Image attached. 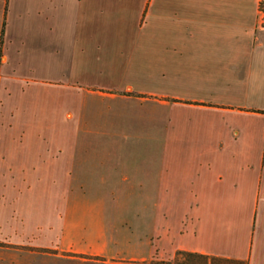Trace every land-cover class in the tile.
Returning <instances> with one entry per match:
<instances>
[{
    "label": "crops",
    "instance_id": "obj_1",
    "mask_svg": "<svg viewBox=\"0 0 264 264\" xmlns=\"http://www.w3.org/2000/svg\"><path fill=\"white\" fill-rule=\"evenodd\" d=\"M95 1L0 0V264H264V0H131L149 85L48 77L65 42L84 55L83 26L63 27ZM91 91L135 104L150 135L120 114L80 151Z\"/></svg>",
    "mask_w": 264,
    "mask_h": 264
},
{
    "label": "rangeland",
    "instance_id": "obj_2",
    "mask_svg": "<svg viewBox=\"0 0 264 264\" xmlns=\"http://www.w3.org/2000/svg\"><path fill=\"white\" fill-rule=\"evenodd\" d=\"M141 1L134 0L135 6L138 7ZM129 2L131 0H96L93 4V10H90L89 20L81 24H75V21L70 19L65 21L63 27L65 35H76L79 32V30L77 31L79 25L83 26L79 34L83 35L84 40L82 39L80 45L84 47L85 53L78 57L72 56V53L76 49L80 52L76 48L79 44L75 45L71 40L65 42L62 71L58 68L56 72L53 59L49 57L47 59V76L57 77L60 81H68L67 78L70 77L69 75H71V71L73 70L76 71V75L81 80H88L89 78L92 81L105 82L112 77L115 80L122 77L123 79L132 80V77H135L136 84L142 86L149 85L150 81L147 80L146 74L147 58L136 59L135 57H131L135 55L137 44L139 43L136 42L133 36L137 32V25L132 23L131 13L134 11L133 9L126 10L128 8L127 3ZM124 21L129 22L133 28H129L127 25L124 26ZM144 44L145 49H147L146 46L149 43ZM142 48L140 46V49ZM142 70H144L143 73H141ZM91 92L87 94L81 109V136L78 147L80 151L84 152L88 151V147L100 146L105 141V138L102 137L94 138L93 136H89V131L96 128L102 129L105 122L107 125H113L118 128L119 115L137 109L136 105L131 104L129 100H119L122 95H117L115 96L116 98H112L114 100H109L104 95L94 93V91ZM121 99L124 98L122 97ZM143 118V115L138 112H131L126 116L125 124L127 128L140 132L133 139L135 142L139 141L143 143L145 141L143 139L150 135L147 122ZM134 141L133 144L129 142V146H135ZM79 155L86 158L89 154ZM141 156L139 155V157ZM129 157H131L132 161L136 160L135 154ZM143 157H147V155ZM120 161H124V157ZM144 189H146V186ZM72 192L87 196L107 192L116 193L118 189L104 186L74 185Z\"/></svg>",
    "mask_w": 264,
    "mask_h": 264
},
{
    "label": "trees",
    "instance_id": "obj_3",
    "mask_svg": "<svg viewBox=\"0 0 264 264\" xmlns=\"http://www.w3.org/2000/svg\"><path fill=\"white\" fill-rule=\"evenodd\" d=\"M208 260H210L211 263L219 262L217 259H208L207 257L201 255L177 253L173 264H207Z\"/></svg>",
    "mask_w": 264,
    "mask_h": 264
},
{
    "label": "built area",
    "instance_id": "obj_4",
    "mask_svg": "<svg viewBox=\"0 0 264 264\" xmlns=\"http://www.w3.org/2000/svg\"><path fill=\"white\" fill-rule=\"evenodd\" d=\"M259 25L260 27H264V1H261L259 4Z\"/></svg>",
    "mask_w": 264,
    "mask_h": 264
}]
</instances>
